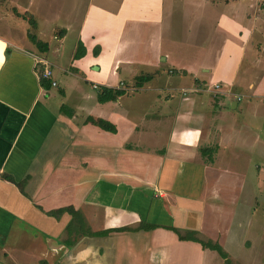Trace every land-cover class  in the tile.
<instances>
[{"label":"crops","instance_id":"1","mask_svg":"<svg viewBox=\"0 0 264 264\" xmlns=\"http://www.w3.org/2000/svg\"><path fill=\"white\" fill-rule=\"evenodd\" d=\"M173 1L85 0L69 46V23L48 45L38 26L31 40L0 21V173L13 179L0 175V264H217L200 240L228 259L230 236L250 229L244 168L264 159V0H193L182 19L168 14ZM189 36L192 51L165 46ZM37 57L51 68L45 84ZM100 85L123 93L99 101ZM67 205L103 233L48 213ZM242 237L232 260L264 264V236L248 252Z\"/></svg>","mask_w":264,"mask_h":264},{"label":"rangeland","instance_id":"2","mask_svg":"<svg viewBox=\"0 0 264 264\" xmlns=\"http://www.w3.org/2000/svg\"><path fill=\"white\" fill-rule=\"evenodd\" d=\"M84 1L85 0H5L2 2L1 0L2 3L0 5V21L3 23L5 22L12 27H15L14 30H12V33H14L13 36H16L17 38H23V27H25L26 30L29 31V36L33 34L32 36L33 38H35L37 34L36 27L38 26L37 29L39 31H43V33L41 34L43 36H39L42 39L45 38L47 40L48 45L51 42L50 35L52 34V31L59 28V26H64L65 23H69V26H71V28H67V32L65 33L62 42L64 46H69V44L73 40L72 37L74 35L72 25L75 24L74 22H76L78 20V17L80 16L81 6ZM190 1L193 0L185 1L187 2L185 6L179 4L177 0H174L172 3L168 2V14L170 15V17L173 19H182V16H189V11H193L192 8H190ZM29 11H31L32 14L34 13V16L29 14ZM21 14H24V16ZM9 19L13 20L11 21ZM50 22H52L55 28L49 29L51 26ZM183 24L182 29H189L187 23L185 26H183ZM21 28L23 29V32H21ZM191 32V30H188L186 34H190ZM191 36L187 37L186 39L183 38V40L174 39L179 41L178 44L174 41L169 42V39L167 40L166 38H164V40L166 41L165 46L167 49L171 50L172 53H176L175 51L179 53L183 50L185 52L186 50L192 51V44L198 42V40L194 43L191 42ZM176 48L177 50H175ZM174 69L175 71L177 70V68ZM172 75H174V73ZM52 90L58 94V88H56V86L52 87ZM65 103L66 102L64 101L63 105ZM151 104L153 105V111L163 110V105L161 106V104H164L163 100H154V102H151ZM206 148L208 149V146ZM244 173L249 174V179L245 187V193L249 199L252 197L251 201L253 202L252 205L255 206V209L253 210L251 208L253 212L249 213L248 216L245 213L242 216L241 220L246 225L247 223H249L250 229H242L243 231L236 230L235 234L230 236L231 238L227 241L228 243H226L225 245L226 250H228V252H231V256L228 258L229 260L226 258H222L215 249H210V251L214 253L216 257H218L217 264H231L230 260L234 264L239 263L238 261L232 260V255H236V253L238 252L240 248L238 242L242 236V238H244V242L246 243L244 248V251L246 252L250 251V246L248 248L247 244L248 240L252 242L253 238L257 237L258 235L264 236V159L261 157V154L254 153L252 157H249V166H246L244 168ZM255 173H258V175ZM237 214L238 213H235L234 216ZM225 223H229V226H231L230 221H226V218ZM233 231L234 230H232V232ZM242 232L243 235L241 234ZM185 233H187V230H185ZM212 241L213 240H211V242Z\"/></svg>","mask_w":264,"mask_h":264},{"label":"trees","instance_id":"3","mask_svg":"<svg viewBox=\"0 0 264 264\" xmlns=\"http://www.w3.org/2000/svg\"><path fill=\"white\" fill-rule=\"evenodd\" d=\"M0 3H1V0H0ZM24 16V14H21ZM31 40H33V38L31 36H29ZM76 49H75V52H74V57H78L80 55H82L83 53V47L82 45L77 42L76 43ZM147 75L145 74H138L136 77H135V84L138 85L140 84V82L142 80H144V78L146 77ZM41 83L42 84H45L44 83V80L41 78ZM121 93H123V89L121 88H118V87H112V86H105V85H100L98 87V90H97V100L99 101H105V100H108V99H114L115 97H117L118 95H120ZM97 125L99 127H101L102 129H105V130H108V131H113L114 130V125L109 122L108 120H105L103 118H98L97 121H96ZM1 177L7 179V180H10V181H13L12 177L10 174L8 173H5V172H1L0 173ZM15 184L19 185L21 187L22 185V182L21 180H19L18 182L15 181ZM62 211H67L68 213H70L74 220L76 221L77 223V227L79 230H81L83 233H91V234H98V233H103V230L101 231H89L85 226V222L83 220V218L81 217V215L72 209L71 206L67 205V206H61V207H58L56 209H52L50 210L48 213L49 214H52V215H56ZM140 227H143V228H146V227H150L151 224H148V223H144V222H141L139 224ZM123 227H118L116 229H122ZM191 239H194L195 237L193 236H189ZM200 243L203 247H209V248H212V249H215L218 254L222 257V258H226V253L225 251L221 248V246L216 243V242H211L210 240H206V241H203V240H200ZM53 264H59L58 262H54Z\"/></svg>","mask_w":264,"mask_h":264},{"label":"built area","instance_id":"4","mask_svg":"<svg viewBox=\"0 0 264 264\" xmlns=\"http://www.w3.org/2000/svg\"><path fill=\"white\" fill-rule=\"evenodd\" d=\"M36 62L39 61V63H41V68L39 71V76L40 78H47L50 79L51 77V68L49 67V65L47 64V62L43 59V58H39L37 57ZM51 84H55L54 80H50ZM219 84L218 83H214L213 84V88L218 89ZM236 98H238V96H236Z\"/></svg>","mask_w":264,"mask_h":264},{"label":"bare ground","instance_id":"5","mask_svg":"<svg viewBox=\"0 0 264 264\" xmlns=\"http://www.w3.org/2000/svg\"><path fill=\"white\" fill-rule=\"evenodd\" d=\"M98 88V87H97Z\"/></svg>","mask_w":264,"mask_h":264}]
</instances>
